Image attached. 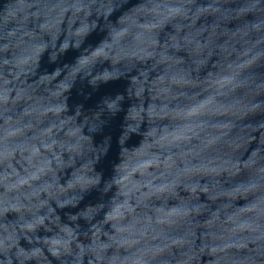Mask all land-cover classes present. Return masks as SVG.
Segmentation results:
<instances>
[{
	"label": "water",
	"instance_id": "1",
	"mask_svg": "<svg viewBox=\"0 0 264 264\" xmlns=\"http://www.w3.org/2000/svg\"><path fill=\"white\" fill-rule=\"evenodd\" d=\"M0 264H264V0H0Z\"/></svg>",
	"mask_w": 264,
	"mask_h": 264
}]
</instances>
